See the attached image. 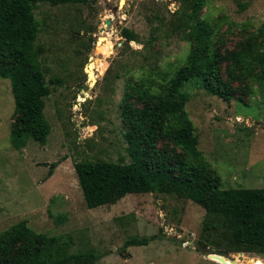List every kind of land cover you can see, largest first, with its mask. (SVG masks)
<instances>
[{"label": "rangeland", "instance_id": "rangeland-1", "mask_svg": "<svg viewBox=\"0 0 264 264\" xmlns=\"http://www.w3.org/2000/svg\"><path fill=\"white\" fill-rule=\"evenodd\" d=\"M120 1L37 5L41 65L48 80H61L45 99L52 129L45 145L31 139L20 150L12 146L15 99L11 81L0 76V232L24 220L33 230L58 237L63 253H94L96 264H221L195 248L206 212L190 199L157 192L130 194L97 209L86 205L77 162H130L119 109L127 83L145 80L151 70L174 73L190 49L171 32L149 42L157 24L154 15L169 26L181 0ZM203 12L220 32L233 23L258 28L264 23V0H207ZM125 29L141 42L128 44ZM238 34L229 33L230 48ZM102 36L100 53L96 43ZM90 62L94 86L85 73ZM195 83L184 90L204 163L222 177L225 188H264V85L242 104L225 102ZM132 237L152 240L126 248ZM234 257L238 264H264L258 254Z\"/></svg>", "mask_w": 264, "mask_h": 264}, {"label": "trees", "instance_id": "trees-1", "mask_svg": "<svg viewBox=\"0 0 264 264\" xmlns=\"http://www.w3.org/2000/svg\"><path fill=\"white\" fill-rule=\"evenodd\" d=\"M181 2L169 26L163 16L154 15L157 24L149 42L161 32L176 34L190 47L185 62L174 73L151 70L145 80L129 81L120 101L130 162H77L79 186L89 209L114 205L130 194L160 192L190 199L206 212L200 245L264 256V188H225L222 177L204 163L187 111L190 95L184 90L194 80L225 102L248 103L264 85V23L258 28L233 23L220 32L204 16L207 0ZM40 3L86 5L88 0H0V76L11 81V139L17 150L31 139L47 143L52 129L45 99L61 83L48 80L41 65L35 16ZM235 30L239 34L230 48L226 40ZM123 36L128 44L141 42L133 31L125 29ZM151 240L132 237L125 247L147 246ZM58 241L20 221L0 232V264H96L99 259L94 253H63Z\"/></svg>", "mask_w": 264, "mask_h": 264}, {"label": "water", "instance_id": "water-1", "mask_svg": "<svg viewBox=\"0 0 264 264\" xmlns=\"http://www.w3.org/2000/svg\"><path fill=\"white\" fill-rule=\"evenodd\" d=\"M120 4H121V1H120ZM106 25L109 26L110 25V21H107ZM100 38L101 37H99V39H98V41L96 43L97 47H98V43L100 44V42H99ZM92 65H93V63L90 62V63H88V65L85 68V73L87 74V78H88V82H89L90 86H94L96 84V81L93 79V72H91ZM195 248L199 249L208 258H211V257L216 258V260H218L221 264H228L229 261H230L229 262L230 264H238L236 262L234 256H240V259L244 258V253L243 252L235 253L234 256H232L229 253L221 252V251H218L215 248H209L207 246L200 245L199 243H197L195 245Z\"/></svg>", "mask_w": 264, "mask_h": 264}, {"label": "bare ground", "instance_id": "bare-ground-1", "mask_svg": "<svg viewBox=\"0 0 264 264\" xmlns=\"http://www.w3.org/2000/svg\"><path fill=\"white\" fill-rule=\"evenodd\" d=\"M123 1H125V0H121V4L123 3ZM104 40H106V38L105 37H101L100 38V44L98 43V52H100V53H103L104 52V47L102 46V43H103V41ZM92 60H93V58H92ZM91 72H93V79L96 81V76H95V70H94V64L92 65V69H91ZM246 264H250L249 262L248 263H246Z\"/></svg>", "mask_w": 264, "mask_h": 264}, {"label": "flooded vegetation", "instance_id": "flooded-vegetation-1", "mask_svg": "<svg viewBox=\"0 0 264 264\" xmlns=\"http://www.w3.org/2000/svg\"><path fill=\"white\" fill-rule=\"evenodd\" d=\"M230 254V253H229ZM231 255V254H230ZM232 256H234V255H232Z\"/></svg>", "mask_w": 264, "mask_h": 264}]
</instances>
